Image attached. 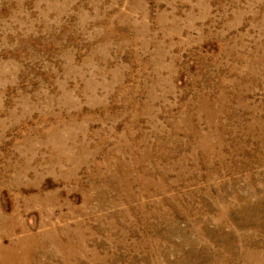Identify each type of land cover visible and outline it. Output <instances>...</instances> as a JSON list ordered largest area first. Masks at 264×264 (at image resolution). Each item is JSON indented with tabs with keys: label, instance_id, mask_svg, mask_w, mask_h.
<instances>
[{
	"label": "rangeland",
	"instance_id": "374dc122",
	"mask_svg": "<svg viewBox=\"0 0 264 264\" xmlns=\"http://www.w3.org/2000/svg\"><path fill=\"white\" fill-rule=\"evenodd\" d=\"M0 264H264V0H0Z\"/></svg>",
	"mask_w": 264,
	"mask_h": 264
}]
</instances>
